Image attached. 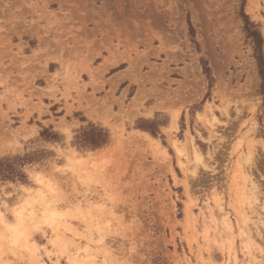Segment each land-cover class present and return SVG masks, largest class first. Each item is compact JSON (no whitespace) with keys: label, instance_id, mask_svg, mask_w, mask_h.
Masks as SVG:
<instances>
[{"label":"rangeland","instance_id":"obj_1","mask_svg":"<svg viewBox=\"0 0 264 264\" xmlns=\"http://www.w3.org/2000/svg\"><path fill=\"white\" fill-rule=\"evenodd\" d=\"M243 15L264 61V0H0V264H264Z\"/></svg>","mask_w":264,"mask_h":264},{"label":"trees","instance_id":"obj_2","mask_svg":"<svg viewBox=\"0 0 264 264\" xmlns=\"http://www.w3.org/2000/svg\"><path fill=\"white\" fill-rule=\"evenodd\" d=\"M243 21H244V29L247 33V36L252 39L253 43V51H254V58L257 63L258 68V74L261 79V93L264 94V61H263V54H262V40L260 37L259 32L256 29V26L251 23L246 16L243 15ZM190 35L193 36V30L189 26ZM203 72L206 75V78L210 79V73L209 69L207 68V65L203 63ZM92 132L97 133L99 137H84V139L81 140L83 144H88L89 147L97 148L100 147L102 144L105 143V134L104 131L101 129H93L91 127ZM8 159L1 160L0 161V180L4 179H13L15 176V173L12 170V165L8 164Z\"/></svg>","mask_w":264,"mask_h":264},{"label":"bare ground","instance_id":"obj_3","mask_svg":"<svg viewBox=\"0 0 264 264\" xmlns=\"http://www.w3.org/2000/svg\"><path fill=\"white\" fill-rule=\"evenodd\" d=\"M150 138V137H149ZM152 140V139H151ZM155 142V141H154ZM150 145V144H149ZM172 145L173 146H175V141H172ZM150 147H152L151 145H150ZM156 149H158V146H156ZM160 150V149H159ZM152 151V150H151ZM153 154V153H152ZM194 154V153H193ZM155 155V154H154ZM156 156V155H155ZM154 156V157H155ZM199 158V157H198ZM92 173V172H91ZM90 176V175H89ZM250 190H252V189H250ZM242 195H245V193H242ZM256 196H255V194H253V192H251V195L249 194V198H246V201L248 202V204H246V205H250V203L251 202H253V201H256ZM244 203V202H243ZM244 208V207H243ZM243 212H245V211H243ZM244 215H245V213H244ZM246 217H247V215H245ZM245 216H243L244 217V219H245ZM225 225H224V227L227 229V231H229L230 232V227H229V225L225 222L224 223ZM10 236H12L13 237V241H14V243H18V241H20V239L16 236V234H15V231L14 230H12L11 232H10ZM22 243V242H21ZM74 258V257H73ZM75 259V258H74ZM78 259V258H77ZM81 260V259H80ZM79 260V261H80ZM74 262V264H94L93 263V261H90L89 260V262H83V263H78V262H76L75 260L73 261ZM102 264H105V263H102ZM260 264V263H259Z\"/></svg>","mask_w":264,"mask_h":264}]
</instances>
